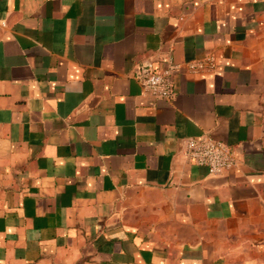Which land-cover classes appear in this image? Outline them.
I'll use <instances>...</instances> for the list:
<instances>
[{
	"label": "crops",
	"instance_id": "obj_1",
	"mask_svg": "<svg viewBox=\"0 0 264 264\" xmlns=\"http://www.w3.org/2000/svg\"><path fill=\"white\" fill-rule=\"evenodd\" d=\"M0 264H264V0H0Z\"/></svg>",
	"mask_w": 264,
	"mask_h": 264
},
{
	"label": "built area",
	"instance_id": "obj_2",
	"mask_svg": "<svg viewBox=\"0 0 264 264\" xmlns=\"http://www.w3.org/2000/svg\"><path fill=\"white\" fill-rule=\"evenodd\" d=\"M181 63L169 61L164 68L156 69L150 61L139 64L132 77L142 91L152 97L170 99L173 94L174 73L182 69ZM185 69L191 74L209 72L215 69L214 57L207 55L185 63ZM183 152L194 163L207 167L209 174H220L235 165V156L230 147L208 134L186 137Z\"/></svg>",
	"mask_w": 264,
	"mask_h": 264
}]
</instances>
